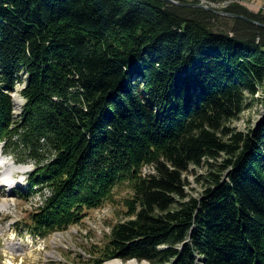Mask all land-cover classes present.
Returning a JSON list of instances; mask_svg holds the SVG:
<instances>
[{
    "label": "trees",
    "instance_id": "16d2710c",
    "mask_svg": "<svg viewBox=\"0 0 264 264\" xmlns=\"http://www.w3.org/2000/svg\"><path fill=\"white\" fill-rule=\"evenodd\" d=\"M225 10L252 20L168 0H0V150L34 163L29 193L51 191L30 234L111 204L125 219L94 264H264V119L234 125L264 93V12Z\"/></svg>",
    "mask_w": 264,
    "mask_h": 264
},
{
    "label": "rangeland",
    "instance_id": "374dc122",
    "mask_svg": "<svg viewBox=\"0 0 264 264\" xmlns=\"http://www.w3.org/2000/svg\"><path fill=\"white\" fill-rule=\"evenodd\" d=\"M188 1L208 4V0H204L205 2L201 0ZM235 1L224 0L222 3L210 2L209 4L217 9L225 10L229 4ZM239 1L255 12H264V0ZM225 24L220 23L219 28H226ZM20 89L21 86L14 90V100H16V93L20 95ZM256 96L259 100L255 102L254 106L244 111L239 119L234 121V125L238 129L248 130L264 119V93L260 91ZM22 100L24 103L23 98ZM15 103V113L19 117L23 108H19L16 101ZM34 169L35 165L32 161L18 163L12 155L0 150V186L4 185L2 189L0 188V264H94L97 257L94 245L103 246L108 238L106 235H110L112 232L113 225L124 220L125 215L118 213L117 207L109 204L93 211L82 225L53 233L45 239V242H43V238L41 241V238L30 234L25 227L29 214L42 203L43 196L41 195L45 192L29 193L27 184ZM7 170H10L11 173L14 171L12 174L4 176ZM15 170L17 171L15 172ZM150 170V167H145L146 173ZM204 173V168L194 166L187 173L191 182L189 192L195 196H200L205 189V180L201 178ZM46 191L50 194L48 188ZM22 192L26 195L22 196ZM50 252L55 256L49 255ZM116 260L119 263H114ZM109 262L111 264H139L134 259L128 262L112 259L105 264H109Z\"/></svg>",
    "mask_w": 264,
    "mask_h": 264
},
{
    "label": "water",
    "instance_id": "95a60500",
    "mask_svg": "<svg viewBox=\"0 0 264 264\" xmlns=\"http://www.w3.org/2000/svg\"><path fill=\"white\" fill-rule=\"evenodd\" d=\"M168 1H170V2H172L174 4L203 7L205 9L212 10V11L216 12L217 14H220V15H223V16H227V17H231V18H243V19H247V20H252V19H250L249 17H247L245 15L231 13V12H228V11L223 10V9H217L213 5L209 4L210 2H208V4H204L202 2H195V3L190 2V3H188V2H184L182 0H168ZM201 1H204V0H201ZM256 23L262 25V23H259V22H256ZM19 101H20V104L23 103V100H22L21 96H20V100Z\"/></svg>",
    "mask_w": 264,
    "mask_h": 264
},
{
    "label": "bare ground",
    "instance_id": "6f19581e",
    "mask_svg": "<svg viewBox=\"0 0 264 264\" xmlns=\"http://www.w3.org/2000/svg\"><path fill=\"white\" fill-rule=\"evenodd\" d=\"M232 1V0H231ZM194 3V2H193ZM16 102H17V105L19 106V108L21 107V105H20V95L18 94V93H16ZM23 108V107H22ZM10 166V165H9ZM21 169V168H20ZM14 171V170H13ZM13 171H12V173H13ZM17 170H15V172H16ZM14 172V173H15ZM11 173V171L10 170H7L5 173H4V176H8L9 174ZM11 173V174H12ZM13 176V175H12ZM5 180V179H4ZM12 183V182H11ZM19 184V183H18ZM10 185V184H9ZM14 185V184H13ZM4 187V185H2V186H0V188L2 189ZM49 193V192H48ZM46 198V197H45ZM49 255H51V256H55L52 252H50V253H48ZM9 260H10V258H9ZM10 262V261H9ZM114 263H119V261L118 260H116V261H114ZM113 263V264H114ZM8 264V263H7ZM13 264H16V263H13ZM109 264H111L110 262H109Z\"/></svg>",
    "mask_w": 264,
    "mask_h": 264
}]
</instances>
